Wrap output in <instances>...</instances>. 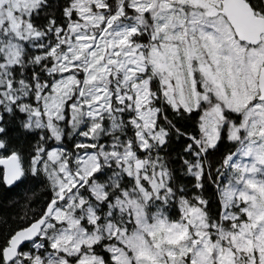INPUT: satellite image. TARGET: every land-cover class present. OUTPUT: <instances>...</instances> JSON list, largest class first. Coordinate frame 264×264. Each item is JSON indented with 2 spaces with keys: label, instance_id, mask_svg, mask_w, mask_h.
<instances>
[{
  "label": "snow or ice",
  "instance_id": "1",
  "mask_svg": "<svg viewBox=\"0 0 264 264\" xmlns=\"http://www.w3.org/2000/svg\"><path fill=\"white\" fill-rule=\"evenodd\" d=\"M0 264H264V0H0Z\"/></svg>",
  "mask_w": 264,
  "mask_h": 264
}]
</instances>
